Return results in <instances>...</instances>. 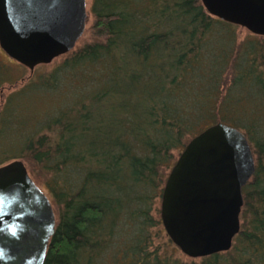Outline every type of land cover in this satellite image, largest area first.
<instances>
[{
	"label": "trees",
	"instance_id": "1",
	"mask_svg": "<svg viewBox=\"0 0 264 264\" xmlns=\"http://www.w3.org/2000/svg\"><path fill=\"white\" fill-rule=\"evenodd\" d=\"M91 11L84 44L38 78L20 84L24 65L0 48V166L23 159L48 189L57 225L44 264H264V36L238 41V25L200 0H93ZM68 75L81 82L67 103L36 119L33 95ZM6 83L20 85L5 95ZM217 122L244 133L255 170L231 248L184 258L157 240L158 203L180 151Z\"/></svg>",
	"mask_w": 264,
	"mask_h": 264
},
{
	"label": "water",
	"instance_id": "2",
	"mask_svg": "<svg viewBox=\"0 0 264 264\" xmlns=\"http://www.w3.org/2000/svg\"><path fill=\"white\" fill-rule=\"evenodd\" d=\"M207 13L264 36V0H200ZM87 0H0V47L31 71L72 51L87 29ZM255 170L244 133L217 122L194 135L172 165L160 199L162 226L200 258L231 248L243 186ZM57 215L26 162L0 166V264H44Z\"/></svg>",
	"mask_w": 264,
	"mask_h": 264
},
{
	"label": "rangeland",
	"instance_id": "3",
	"mask_svg": "<svg viewBox=\"0 0 264 264\" xmlns=\"http://www.w3.org/2000/svg\"><path fill=\"white\" fill-rule=\"evenodd\" d=\"M92 4H93V0H87V9H88L87 29L93 23V14L91 11ZM251 35H252V33L249 32L246 28L238 26V28H237V39H238V41H241L245 37L251 36ZM86 39L87 38H85V36H83L78 41L75 48L82 46ZM65 58H66V54L59 56L49 64H42V65L37 66L34 69V71H31L29 68H27L25 66L16 68L13 72L14 78L19 79L20 84L27 82L28 79H31L32 77L38 78L40 75L45 74L47 72H50L55 68H58ZM15 64L20 65L17 61H15ZM67 81L68 82H66L65 84L62 85L60 90H56L53 92H38V93H35L33 95V97L31 98L30 105H33V107L35 109L33 112V115H36V116H34L36 119L39 117V114L41 116L46 115L47 111L48 112H57L58 108L64 104H66L67 99L71 96L69 94L70 85L73 83L79 84V82H81V81H79L78 77L74 78V76L72 77L69 75L67 76ZM19 85H17L16 83L15 84L6 83L4 85V89H3V91L5 92V95L14 91ZM28 112H30V111H28V110L23 111V113H26V114ZM32 123L34 124V121ZM29 171H30V169H29ZM30 173H31V171H30ZM31 175L35 179L37 184L49 195L48 189L46 188V186L44 185L42 180L35 177V175H33L32 173H31ZM49 197L51 198L50 195H49ZM51 200H52V198H51ZM159 205H160V203H158V206ZM162 229H164V228L162 227ZM157 240H159L160 242L167 240V234H166L165 230L160 233ZM179 253L184 258L187 257L180 250H179Z\"/></svg>",
	"mask_w": 264,
	"mask_h": 264
}]
</instances>
